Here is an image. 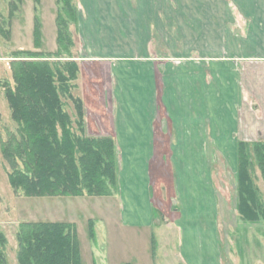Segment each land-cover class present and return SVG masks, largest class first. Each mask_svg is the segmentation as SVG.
Masks as SVG:
<instances>
[{
	"label": "crops",
	"instance_id": "crops-1",
	"mask_svg": "<svg viewBox=\"0 0 264 264\" xmlns=\"http://www.w3.org/2000/svg\"><path fill=\"white\" fill-rule=\"evenodd\" d=\"M50 1L55 13V0ZM38 2L32 15V30L34 32L35 25L39 30L36 49H40L45 41L43 28L47 15L45 13L40 19L39 12L41 15L43 9ZM75 3L79 14L76 36L79 44L83 40L89 47L90 55L81 53L74 57L69 55L66 59L60 56L59 61H74L78 65L73 90L84 105L87 133L108 136L115 142L118 188L121 187L119 196L122 200H126L121 175L125 168L120 157H153L158 154L156 149H168V153L159 151L160 154H181V140L186 146L187 140L204 139L211 144V154L236 157L238 144L249 143L253 139L242 115L246 114L248 107L250 110L253 108L257 116H262L260 107H252L251 103H264V76L261 79L257 73L259 70L254 69L264 66V0H75ZM56 19L57 14L53 18L55 27L51 34L54 46H58ZM97 25L103 28L104 40L109 39L108 34L116 39L115 50L109 54H106L107 50L99 54L89 46L91 29ZM113 29L115 35L111 32ZM123 38L134 42L130 53L119 51L118 43H122L119 40ZM11 41L14 42L13 37ZM58 48L52 54H56ZM20 51L26 50L15 46L14 52ZM245 51L248 55H244ZM109 62L116 65L110 66ZM125 62L130 64L129 68L118 66ZM102 63L107 65L100 67ZM112 83L113 89L109 90L107 85ZM108 90L109 103H127L122 109L125 114L117 112L114 117L109 114L104 123L101 119L96 122L89 111L93 105L89 103H108ZM114 90L116 101L111 97ZM225 107L229 111L235 109L234 114H222ZM151 111L158 113V117L151 115ZM168 123L170 126H165ZM255 138L264 142V134L260 132ZM200 146L201 154H206L204 144ZM169 149L177 151L170 152ZM145 185L148 187L147 183ZM86 197L73 200L83 203ZM114 198L119 201L117 194ZM135 209H140V206ZM133 213L143 214L137 210ZM216 215L212 214L211 219L214 230H211L210 237L212 247L206 251L209 256L207 258L203 251H199L195 256L198 264H208L209 259V264H222L219 223L216 227L219 216ZM236 216L239 217L237 212ZM102 219L92 220L102 222ZM145 219L142 216V220ZM239 221L242 227L234 231L235 235L231 233V242L245 234L247 226H250ZM142 226L150 237L152 231L148 224ZM131 229L137 234L144 232ZM153 230L158 245L154 259L150 247L148 264H163L162 259L169 264L168 258L178 264L189 263L182 255L181 244L169 245L172 250L164 244L163 251L159 235L165 237L170 229L153 227ZM110 231L112 229L105 233L104 245L85 248L88 263L133 264L134 258L128 257L124 261L112 258ZM236 244L233 249L232 245L228 246V264H250L248 257L245 260L244 246ZM257 249L256 245L250 247L251 252ZM258 251L261 264H264V251L263 256L261 249Z\"/></svg>",
	"mask_w": 264,
	"mask_h": 264
},
{
	"label": "rangeland",
	"instance_id": "rangeland-1",
	"mask_svg": "<svg viewBox=\"0 0 264 264\" xmlns=\"http://www.w3.org/2000/svg\"><path fill=\"white\" fill-rule=\"evenodd\" d=\"M37 1L0 0V28L5 33V35L0 34V60H2L0 63V140H5L7 133L14 129L10 119V111L4 99V88H1V86L13 85L9 63L17 59V57H13L15 46L26 51L40 50L42 53L52 54L60 44L58 49H62V59H66L69 55L74 57L75 54L81 53L90 55L89 47L83 40L79 44L76 36L79 28L77 22H73L72 14L70 15L69 13L63 12V18L60 21L64 36L68 38L67 42L65 38L62 44L58 43L57 46L54 42L56 45H53L51 40V34L54 33L55 27L53 18L58 13V10L62 9L61 5L58 6L57 0L54 2L55 13L50 0H43V2L39 0L38 2L39 7L43 9L41 10V15L39 12L40 19L45 13L47 15L44 17L43 28L45 41L42 42L40 49H35L32 15L33 12L35 13L33 9ZM71 2L74 9L78 8L75 0ZM11 12L13 13L12 18H9ZM75 17L78 20V11L75 13ZM111 32L115 35L114 29ZM104 36L103 28L99 25L91 29V44L89 46L92 51H98L99 54H102V51L107 50L106 54H109L112 50H115L116 39L114 40V37L108 34L109 39L106 41ZM12 37L14 42L11 41ZM119 42H122L118 43L120 52H131L134 42L127 38L120 39ZM246 52H244V55H248ZM60 63L63 64L65 62ZM109 63H111L108 64L110 66L116 65L112 62ZM104 65L107 64L102 63L100 67ZM118 66L129 68L130 64L128 65L125 62L118 64ZM254 69L256 71L259 70L257 73L261 75L262 79L264 66H258ZM76 80L72 83L71 94L74 98L80 100L79 96L75 95V90H73ZM113 82L115 84V81ZM114 84H108L107 88L109 90L113 89ZM109 90L106 95L108 103H89L93 105L89 108V111L96 122L101 119L102 123H104L109 114H113V117L117 112L125 114L122 109L127 103H109ZM111 97L113 101L117 100L115 90ZM62 101L65 110L74 119L75 114L72 102L66 97ZM251 105L252 107L258 105L262 116H257L253 108L250 110L248 107H246V114L242 115L253 136L251 137L253 139H250V142L247 143L249 145L253 142H263L262 140L254 139V137H256L258 132L262 135L264 134V103H251ZM228 112L234 114L235 109L231 111L226 107L222 109V114H227ZM151 115L158 117V113L152 111ZM198 119H200V116ZM165 126L169 127L170 125L168 123ZM185 143L186 146L184 140H181V154H160L159 151L168 153V149L166 151L156 149L158 154L153 157H120L125 168L121 175L123 177L126 200H122L121 196H119L121 187L114 191V194L110 197H86L83 203L73 200L79 199L75 197L27 198L20 194H15L8 184L4 162L0 156V230L7 240L5 249L7 264H17L16 252L18 243L16 234L19 225L33 222H69L73 224L76 230L80 257L82 252V264L83 261H85L84 264H89L85 248H90L94 245H104V239L107 238L105 233L108 234L109 229H112L108 238L111 246L110 253L114 260L124 261L130 257L131 259L134 258V260L132 259L133 264H148L150 247L152 259H154L158 245L157 235L154 237L152 234L154 231L153 227H163L171 230L165 237L164 235H161V237L159 235L163 251H165L164 244H167L169 250H172L169 245L181 244L182 255L188 260V264H198V261L195 262V256L199 251H203L205 257L208 258L209 256L206 251L212 247V239L210 237L211 230H214L211 219L212 214L216 215L217 213L218 215L216 216L219 217L216 219V227L219 223L218 239L221 258H223L221 263L228 264V246L232 245L231 249H233L238 243L240 246H244L245 260L248 257V263L261 264L258 249H261L262 252L260 254L262 253L263 256V224H248L250 226H247L245 234H242L239 238H233L234 240L231 242V233L235 235L234 231L242 227L240 226V217L238 219L236 216L235 169L237 170L238 167L237 156L211 154V144L206 139L203 141L187 140ZM201 143L204 144L206 154H201ZM169 151L176 152L177 150L169 149ZM249 152L252 156V151L249 150ZM148 160L149 163L147 164ZM119 166L121 167L120 163ZM252 180L259 189L261 199L264 200L263 182L256 166H254ZM146 183L148 187L145 185ZM116 194L119 201L114 198ZM120 201L124 202L120 204ZM121 205L123 212L121 211ZM138 206H140V209H135ZM136 210L143 214H139V216L134 214L133 212ZM142 216H145L146 219L142 220ZM97 217L104 219H102V222L92 220ZM90 222L93 225V238L90 235ZM142 224H148V228L152 231L150 237H148L149 232L142 229L144 228ZM131 228L142 229L141 231L144 232L137 234L134 232L136 230ZM253 245H256L258 249L251 252L250 247ZM165 253L168 254V252ZM167 260L169 264H178L176 260L172 261L170 258ZM161 261L166 264L165 259ZM263 261L264 257H262Z\"/></svg>",
	"mask_w": 264,
	"mask_h": 264
},
{
	"label": "trees",
	"instance_id": "trees-1",
	"mask_svg": "<svg viewBox=\"0 0 264 264\" xmlns=\"http://www.w3.org/2000/svg\"><path fill=\"white\" fill-rule=\"evenodd\" d=\"M71 1L57 0L62 6L56 19L61 44L66 38L60 23L62 13L72 14L73 22H77L78 9ZM0 34L5 35L1 28ZM38 37L35 25V49ZM61 51H20L13 55L17 59L9 63L13 85L1 88L14 129L0 140L8 184L13 193L27 198L110 197L118 189L115 142L108 136H88L83 103L71 94L78 65L59 61ZM65 97L72 102L74 119L65 110ZM237 160V213L245 224H264V200L252 180L256 166L264 187V142L239 143ZM89 226L93 238L92 222ZM16 237L17 264H82L73 224L22 223ZM6 246V237L0 230V264H7Z\"/></svg>",
	"mask_w": 264,
	"mask_h": 264
}]
</instances>
